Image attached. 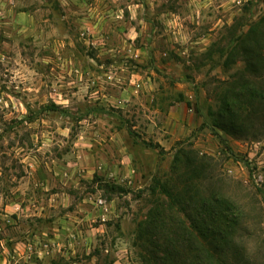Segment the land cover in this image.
I'll return each instance as SVG.
<instances>
[{
    "label": "rangeland",
    "instance_id": "obj_1",
    "mask_svg": "<svg viewBox=\"0 0 264 264\" xmlns=\"http://www.w3.org/2000/svg\"><path fill=\"white\" fill-rule=\"evenodd\" d=\"M263 15L264 0H0V264H147L148 233L189 237L212 193L237 220L221 264H264L263 120L235 137L209 114ZM180 101L198 124L173 136Z\"/></svg>",
    "mask_w": 264,
    "mask_h": 264
},
{
    "label": "trees",
    "instance_id": "obj_2",
    "mask_svg": "<svg viewBox=\"0 0 264 264\" xmlns=\"http://www.w3.org/2000/svg\"><path fill=\"white\" fill-rule=\"evenodd\" d=\"M234 50L245 63L244 72L235 73L234 82L227 81L223 95L218 99L219 106L209 111L210 119L213 126L227 134L254 137L260 129L258 123L263 120L264 124V15L245 34L239 35ZM196 163L199 165L194 157L189 159L186 156V166ZM193 211L192 228L188 232L190 236L187 235L182 241L174 239L172 235L156 241L160 233H148L153 238L147 241L150 253L145 254L147 264L223 263L222 250L231 242L229 236L237 223L228 214L232 211L231 203L212 193L202 198L198 208ZM152 219L156 220V216ZM187 229L185 225L182 226L183 231Z\"/></svg>",
    "mask_w": 264,
    "mask_h": 264
},
{
    "label": "crops",
    "instance_id": "obj_3",
    "mask_svg": "<svg viewBox=\"0 0 264 264\" xmlns=\"http://www.w3.org/2000/svg\"><path fill=\"white\" fill-rule=\"evenodd\" d=\"M117 96H122L121 98H124V94L119 92L118 95L116 93H108L107 92V102L113 100ZM120 98V99H121ZM123 103V102H120ZM170 112V121L172 122V131L171 133L173 136H178V135H186L191 129L192 126H196L198 124V120L194 118L193 114V109L189 106L186 105L184 101H180L176 103L174 106H172ZM116 135H113L115 138ZM178 138V137H177ZM120 146V145H119ZM121 148V146H120ZM111 167L109 168V175L114 176V169L115 165L112 164L110 165ZM114 168V169H112ZM108 206V211H109V204L107 203ZM90 217V214H86V219ZM60 219V217H59ZM58 219V220H59ZM61 226L57 225V229L60 231L59 233H63V236L65 235L66 237L70 232H72L71 228L72 226L76 227V223L74 220H68L65 217H62L61 219ZM79 224V223H78ZM78 226V225H77ZM71 230V231H70ZM62 235V234H61ZM28 238H31V235L28 236ZM88 238L90 239V235H88Z\"/></svg>",
    "mask_w": 264,
    "mask_h": 264
},
{
    "label": "built area",
    "instance_id": "obj_4",
    "mask_svg": "<svg viewBox=\"0 0 264 264\" xmlns=\"http://www.w3.org/2000/svg\"><path fill=\"white\" fill-rule=\"evenodd\" d=\"M188 98H192V95L190 94ZM100 203L102 204V207H104V212L108 211V206L106 202H104L102 199L100 200Z\"/></svg>",
    "mask_w": 264,
    "mask_h": 264
}]
</instances>
